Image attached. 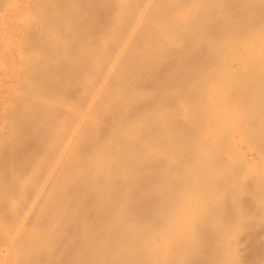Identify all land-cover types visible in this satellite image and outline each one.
<instances>
[{
  "label": "bare ground",
  "instance_id": "obj_1",
  "mask_svg": "<svg viewBox=\"0 0 264 264\" xmlns=\"http://www.w3.org/2000/svg\"><path fill=\"white\" fill-rule=\"evenodd\" d=\"M21 9L0 264H264V0Z\"/></svg>",
  "mask_w": 264,
  "mask_h": 264
},
{
  "label": "rangeland",
  "instance_id": "obj_2",
  "mask_svg": "<svg viewBox=\"0 0 264 264\" xmlns=\"http://www.w3.org/2000/svg\"><path fill=\"white\" fill-rule=\"evenodd\" d=\"M24 13H25V10L21 9L19 12L14 13V14L9 13V14H7L6 18H3V21L1 22V24L4 25V23H5V25L0 26V35H1L0 36V38H1L0 39L1 40L0 41V53L2 50V42L4 41V39L9 38V37L13 38V37L17 36V33L19 32V29H20L19 28L20 20H22ZM16 18H18V19H16ZM6 19H7V21H6ZM8 19H9V21H8ZM8 22H10V23L7 25ZM10 62H13L15 64H20L19 59L16 55H12V57L10 59H5L3 57H0V63L4 65V67H3V65L0 67V99H1L0 100V126L1 125L3 126V124H5V122H4L5 110H4V104H3L4 101L3 100L8 99V97L10 96V89L13 85V77L10 74V65H9ZM32 163L34 164V162H32ZM35 163H36L35 167H37V162H35ZM0 246H1V241H0Z\"/></svg>",
  "mask_w": 264,
  "mask_h": 264
}]
</instances>
